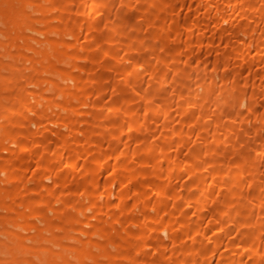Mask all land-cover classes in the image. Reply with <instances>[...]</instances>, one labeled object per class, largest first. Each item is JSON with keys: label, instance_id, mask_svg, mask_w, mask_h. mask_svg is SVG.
Listing matches in <instances>:
<instances>
[{"label": "bare ground", "instance_id": "bare-ground-1", "mask_svg": "<svg viewBox=\"0 0 264 264\" xmlns=\"http://www.w3.org/2000/svg\"><path fill=\"white\" fill-rule=\"evenodd\" d=\"M0 264H264V0H0Z\"/></svg>", "mask_w": 264, "mask_h": 264}]
</instances>
